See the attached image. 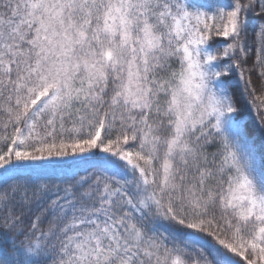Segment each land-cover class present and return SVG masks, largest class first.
<instances>
[{
    "label": "snow or ice",
    "instance_id": "snow-or-ice-1",
    "mask_svg": "<svg viewBox=\"0 0 264 264\" xmlns=\"http://www.w3.org/2000/svg\"><path fill=\"white\" fill-rule=\"evenodd\" d=\"M253 74L264 0H0V264H264Z\"/></svg>",
    "mask_w": 264,
    "mask_h": 264
},
{
    "label": "trees",
    "instance_id": "trees-1",
    "mask_svg": "<svg viewBox=\"0 0 264 264\" xmlns=\"http://www.w3.org/2000/svg\"><path fill=\"white\" fill-rule=\"evenodd\" d=\"M253 39H254V36L252 34V29L250 27L249 28L248 40L251 42ZM251 60H252V57L250 56L249 57V65L248 66L251 65ZM231 80H232V83L236 85L235 91L237 93L238 102L245 109V118L251 120L255 116V109L254 108L249 109L247 107V103H248V101H250L252 99V97L248 96L247 98H245V97L240 95V89H241L242 85L237 83L235 75L232 76ZM252 81H253L252 82V86L255 87V89H256V93L255 94L256 95H264V89L261 88V83L262 82L259 79V77H257L255 74H253Z\"/></svg>",
    "mask_w": 264,
    "mask_h": 264
}]
</instances>
